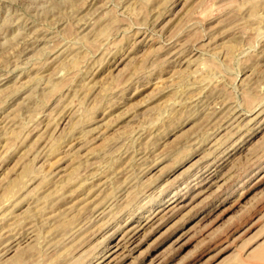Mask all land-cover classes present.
Here are the masks:
<instances>
[{
	"label": "rangeland",
	"instance_id": "374dc122",
	"mask_svg": "<svg viewBox=\"0 0 264 264\" xmlns=\"http://www.w3.org/2000/svg\"><path fill=\"white\" fill-rule=\"evenodd\" d=\"M263 258L264 0H0V264Z\"/></svg>",
	"mask_w": 264,
	"mask_h": 264
},
{
	"label": "bare ground",
	"instance_id": "6f19581e",
	"mask_svg": "<svg viewBox=\"0 0 264 264\" xmlns=\"http://www.w3.org/2000/svg\"><path fill=\"white\" fill-rule=\"evenodd\" d=\"M237 113V112H236ZM230 121V120H229ZM230 126V125H229ZM214 171V170H213ZM219 171V170H218ZM216 173V172H215ZM215 175V174H214ZM212 181V180H211ZM213 181H214V179H213ZM137 228V227H136ZM122 235V234H121ZM8 239V238H7ZM120 246H119V242H114V244H112L111 246H110V248L112 249V252L114 253V251H116L118 248H119ZM3 248V247H2ZM121 248V247H120ZM257 248V247H256ZM9 249V248H8ZM261 250V249H260ZM259 251V250H258ZM110 252V251H109ZM260 252H262V251H260ZM254 253H255V250H254ZM257 253V252H256ZM259 255H262V254H259ZM256 256V255H255ZM257 257V256H256ZM260 258H262V256L260 257ZM255 259V258H254ZM264 259V258H263ZM263 259H261L260 261H263ZM256 260V259H255ZM259 261V260H258ZM97 263V262H96ZM263 264H264V261H263Z\"/></svg>",
	"mask_w": 264,
	"mask_h": 264
}]
</instances>
